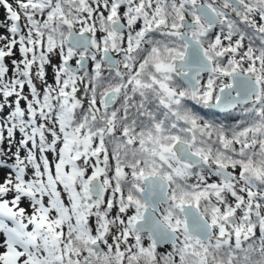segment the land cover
Returning <instances> with one entry per match:
<instances>
[{
  "label": "snow or ice",
  "instance_id": "1",
  "mask_svg": "<svg viewBox=\"0 0 264 264\" xmlns=\"http://www.w3.org/2000/svg\"><path fill=\"white\" fill-rule=\"evenodd\" d=\"M0 9V264H264V0Z\"/></svg>",
  "mask_w": 264,
  "mask_h": 264
},
{
  "label": "rangeland",
  "instance_id": "2",
  "mask_svg": "<svg viewBox=\"0 0 264 264\" xmlns=\"http://www.w3.org/2000/svg\"><path fill=\"white\" fill-rule=\"evenodd\" d=\"M3 15H4V10L3 9H0V19L3 18Z\"/></svg>",
  "mask_w": 264,
  "mask_h": 264
}]
</instances>
